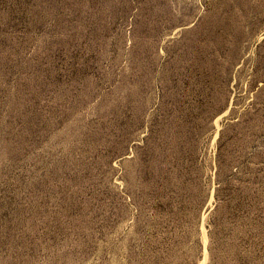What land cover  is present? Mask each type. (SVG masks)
<instances>
[{
	"label": "rangeland",
	"instance_id": "obj_1",
	"mask_svg": "<svg viewBox=\"0 0 264 264\" xmlns=\"http://www.w3.org/2000/svg\"><path fill=\"white\" fill-rule=\"evenodd\" d=\"M0 264H264V0H0Z\"/></svg>",
	"mask_w": 264,
	"mask_h": 264
},
{
	"label": "bare ground",
	"instance_id": "obj_2",
	"mask_svg": "<svg viewBox=\"0 0 264 264\" xmlns=\"http://www.w3.org/2000/svg\"><path fill=\"white\" fill-rule=\"evenodd\" d=\"M205 236V235H204Z\"/></svg>",
	"mask_w": 264,
	"mask_h": 264
}]
</instances>
